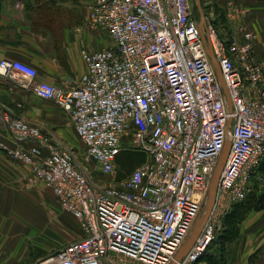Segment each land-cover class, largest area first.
<instances>
[{"label":"built area","instance_id":"1","mask_svg":"<svg viewBox=\"0 0 264 264\" xmlns=\"http://www.w3.org/2000/svg\"><path fill=\"white\" fill-rule=\"evenodd\" d=\"M88 9L89 26L105 30L113 45L81 50L86 70L76 84L37 81L36 69L19 59H0V74L67 112L100 172L116 174L124 149L144 160L118 186H101L39 127L7 121L14 137L31 144L3 149L32 167L84 232L32 264H169L201 212L229 140L213 208L177 262L196 264L224 214L246 197L264 157V60L255 55V35L232 5L228 17L239 37H220L206 18L224 90L192 0H91Z\"/></svg>","mask_w":264,"mask_h":264},{"label":"crops","instance_id":"2","mask_svg":"<svg viewBox=\"0 0 264 264\" xmlns=\"http://www.w3.org/2000/svg\"><path fill=\"white\" fill-rule=\"evenodd\" d=\"M90 2L0 0V59H19L32 65L37 81L61 88L76 84L86 70L80 53L87 49L72 30L80 23L89 26ZM209 2L218 9L232 5L241 10L238 18L243 24L264 26V0ZM258 55L256 52L257 58H264ZM0 88V110L2 106L14 105L16 116L48 131L55 127L61 130L69 122L67 114L51 101L40 99L29 90V96H19L22 90L1 75ZM4 135L1 129L0 136ZM122 160L130 164L126 176L144 160V155L134 152L131 157L121 152L115 161L117 168ZM252 176L264 180V159ZM261 184L264 187V181ZM83 236L80 224L61 208L51 188L36 180L29 167L5 160L0 151V264H32L52 253L44 254V250L51 251ZM225 247V264H264V210L248 211L236 224L232 242Z\"/></svg>","mask_w":264,"mask_h":264},{"label":"rangeland","instance_id":"3","mask_svg":"<svg viewBox=\"0 0 264 264\" xmlns=\"http://www.w3.org/2000/svg\"><path fill=\"white\" fill-rule=\"evenodd\" d=\"M209 1L210 0H201V7L203 10V14H204V22H205L206 18H208L209 24L216 30V32L218 33V35L220 37H224V38L239 37V34L234 29L233 22L230 21V18L228 17V11H229L228 6L229 5L224 9H221V8L218 9V8H215L211 4V2H209ZM192 8H193V12H194V15H195L197 21H199V19H200L199 18V11L196 7L194 0H192ZM240 11L241 10L238 11V13L236 15V19H238ZM244 25L251 32H253V34L255 35V40H254L255 55H256V52H258V54H259L258 56L260 58L264 57V39L261 38V37H264L263 36L264 26H260L257 24H255V25L244 24ZM72 32L76 38H78V37L81 38L82 46H84L85 49L90 50V51H94V50L101 48L102 43L104 44L103 47H105V46L110 47L113 45L112 39L110 38V36L108 38L105 30L99 31V29H90V27L87 26L86 23H80V24L75 25ZM108 40H109V44H107ZM258 45L263 50H261L258 47ZM258 60H264V58H262V59L258 58ZM1 76H2V78H6V79L10 80L11 82L15 83L22 90L19 93V96H21V97L26 96L27 97V96H29V94H31L29 92V91H31L30 89L22 87V82L15 80V79L5 77L3 75H1ZM16 105H15V107H17ZM19 105L20 104H18V106ZM13 107H14V105H8V107L2 106V110H0V130L2 129L3 132L5 133L4 136H0V138H1L0 139V151L4 154L5 160L10 161V162L21 163L24 166L29 167V172L32 174V170H31L32 167L29 164H26L20 160L13 158L2 147V145H5V144L11 145V146H15L17 144H31V142H29L27 140H22L19 137H17V138L14 137L13 134L6 128L7 127L6 126L7 121L20 118L19 116H16V111L14 110ZM10 109L13 111L14 114L11 112ZM65 113L67 114L69 122L65 123V125L62 127L61 130H55V129H57V127H55V128H52L50 131H48V130H45V129L39 127L37 124H34V123H31V124H34L37 127H39L41 132L49 138L50 143L53 146H55L61 150L69 151L72 154L75 162L79 165V167L81 169L83 168L84 170H86L85 172H88L87 174L90 176V178L94 182L100 184L101 186H111V185L118 186L122 181H124L130 175L129 174V175L124 176L125 172L130 167L129 162L128 161L125 162L122 160L121 165L117 168L116 174H114V175L113 174H104V173L100 172L98 170L96 164L92 160H89L86 158L84 146L81 143V141L77 138V136L75 135L71 118L67 112H65ZM5 119H7V120H5ZM7 134L9 137L7 136ZM129 151L130 150L124 149L121 152L129 153ZM132 152H135V151H132ZM32 176H33V174H32ZM263 181L264 180L259 178L258 176H256V178L252 176L251 186H253V187L251 189V192H253V190H254V191L259 193V191L262 189L261 183H263ZM247 196L249 197V195H247ZM74 222H76V221H74ZM67 244H65V245H67ZM64 246L58 247L56 249L58 250ZM215 248H216L215 246L211 245L208 249H206V251L204 253L205 255L200 260H198L196 264H207V262L205 261V258L208 256V254H211L212 252L215 253V250H216ZM56 249L55 248L51 249V251L44 250V254H46L47 252H54V251H56ZM42 252H43V250H42ZM42 255L43 254H41L40 256H42Z\"/></svg>","mask_w":264,"mask_h":264},{"label":"water","instance_id":"4","mask_svg":"<svg viewBox=\"0 0 264 264\" xmlns=\"http://www.w3.org/2000/svg\"><path fill=\"white\" fill-rule=\"evenodd\" d=\"M194 1H195L197 9L199 11V18L200 19H199V23H198V29L200 31L201 38H202L203 42L207 45V52L209 54V57H210L213 65H214L215 69H216L217 77L219 78V80L223 86L220 69L217 65V62H216V60L212 54V51L209 47L208 41H207L205 34H204L205 22H204L203 10L201 7V0H194ZM223 89L225 90L224 86H223ZM227 102H228V109L230 110L231 107H230V101L228 99V96H227ZM229 146H230L229 140H226L223 151H222V153L219 157V160L216 164V167L214 169V173H213V176L211 179L210 187L208 189L202 210H201L198 218L194 222V224H193L191 230L189 231L187 237L185 238V241L179 247L178 251L176 252L175 256L173 257L172 261L169 264H177V262L190 250V248L193 246L196 239L198 238L199 234L201 233V230H202L205 222L207 221L209 214L213 208L214 202H215V195H216V188H217V184H218L219 174L222 170V167H223L224 162H225V158L228 154Z\"/></svg>","mask_w":264,"mask_h":264},{"label":"trees","instance_id":"5","mask_svg":"<svg viewBox=\"0 0 264 264\" xmlns=\"http://www.w3.org/2000/svg\"><path fill=\"white\" fill-rule=\"evenodd\" d=\"M133 154L134 152L129 151V156L132 157ZM263 159L264 157L262 158V160ZM252 187L253 186H251L249 192L247 193L249 197L246 195L243 200L234 203L229 211L224 214L222 219V228L216 232L212 242L206 248L208 249L211 245L216 247L215 253L212 252L211 254H208L207 257L205 256V261L207 262V264H225V246L232 242L236 231V224L243 219L248 211L264 210V187H262L259 193L254 190L253 192H251ZM204 253L201 255L200 259L205 255Z\"/></svg>","mask_w":264,"mask_h":264}]
</instances>
